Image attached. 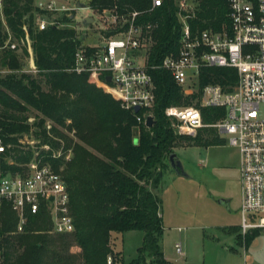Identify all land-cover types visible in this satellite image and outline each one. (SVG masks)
Returning <instances> with one entry per match:
<instances>
[{
    "label": "trees",
    "instance_id": "trees-1",
    "mask_svg": "<svg viewBox=\"0 0 264 264\" xmlns=\"http://www.w3.org/2000/svg\"><path fill=\"white\" fill-rule=\"evenodd\" d=\"M162 0L151 8L150 0H89L94 11L113 10L127 15L137 11L136 21L150 37L146 63L155 86L154 123L137 122L132 110L124 109L101 74H77L65 70L81 45L73 26V9L39 8L35 0H0V66L15 72L0 75V175L25 171L34 149L24 150L21 139L37 137L51 151L37 152L40 162H50L65 178L70 194L74 230L51 232L50 217L40 209L27 213L23 230L17 231V214L9 203L0 208V264H112L121 259L112 245L113 232H143L137 255L128 264H174L160 246L163 230L160 197L156 191L168 155L182 145L218 143L214 127L202 126L195 134L178 133L164 114L168 105L192 104L167 69L158 66L162 57L178 49L183 20L191 34L228 27L227 0ZM54 18L61 25L39 28L36 18ZM182 18V20H181ZM149 24L147 28L146 25ZM116 29L104 31L110 35ZM30 41L35 71H23V58ZM15 43L11 49L5 44ZM89 48V47H87ZM19 50V51H18ZM236 81L233 67H203L198 84L216 83L226 91ZM197 101V100H196ZM198 103V101L196 102ZM201 116L211 124L224 115L223 106H200ZM33 117V122L28 118ZM52 121L50 129L45 120ZM73 130L72 138L58 128ZM47 134H50L48 136ZM68 149L71 156L65 159ZM257 229L245 233L246 242Z\"/></svg>",
    "mask_w": 264,
    "mask_h": 264
},
{
    "label": "built area",
    "instance_id": "built-area-1",
    "mask_svg": "<svg viewBox=\"0 0 264 264\" xmlns=\"http://www.w3.org/2000/svg\"><path fill=\"white\" fill-rule=\"evenodd\" d=\"M83 1L86 4L89 0ZM227 1L228 27L191 34L183 20L177 51L164 55L158 66L169 71L184 95L196 93L193 99L198 100L200 106L225 108L224 115L211 124L204 123L197 105L171 104L164 108V114L177 132L182 129L191 134L202 126L215 127L237 148L241 232L245 234L251 229L264 228V118L258 115L259 105L264 101V0ZM161 2L150 0L151 8L160 6ZM178 4L182 6L184 2L180 0ZM37 6L56 10L51 2H38ZM95 12L105 22L100 29L103 32L116 29L115 32L106 35L104 42L97 46L87 48L81 43L73 63L65 70L101 74L124 109L134 113L141 111L135 119L145 125L155 105V86L148 68L156 67L146 63L145 51L150 39L146 36L147 30L136 21L137 11L127 15L108 9ZM36 22L39 28L61 25L54 18L40 16ZM25 41L29 47L26 36ZM5 45L15 48V43ZM211 66L235 68L236 81L230 90L216 83L199 86L201 69ZM33 71L35 66L31 63L27 72ZM135 106H138L136 111ZM46 127L50 128L51 123L47 122ZM5 148L0 138V151ZM4 202H8L17 214V231L23 230L27 213L40 209L50 217L51 232L64 234L75 228L67 182L50 162L43 163L35 158L29 161L25 171L0 175V208ZM107 257V263L112 264V257Z\"/></svg>",
    "mask_w": 264,
    "mask_h": 264
},
{
    "label": "rangeland",
    "instance_id": "rangeland-1",
    "mask_svg": "<svg viewBox=\"0 0 264 264\" xmlns=\"http://www.w3.org/2000/svg\"><path fill=\"white\" fill-rule=\"evenodd\" d=\"M38 2H51L58 12L73 9L72 25L85 47L104 42L106 35L100 26L105 22L98 18L99 14L90 7H75L76 3H85L83 0H35V4ZM84 16L92 20L84 24ZM29 60V56L23 58V71L28 70ZM12 71L0 66V75ZM13 72L17 73V70ZM191 101L190 105L200 106L198 100V103L195 99ZM258 115L264 118V101L259 105ZM30 118L28 121L33 122V117ZM47 122L52 125V121L45 120L48 130ZM58 128L76 139L73 130ZM214 129L218 143L207 146L187 144L175 148L184 173L174 172L168 160V165L162 168L156 191L162 213L163 230L159 240L163 255L174 264H264V228H258L257 234L249 242H246L245 234L241 232L238 150L229 143L224 132ZM179 131L190 134L186 130ZM196 132L197 129L191 134ZM39 141L32 135H25L21 139L20 146L24 150L29 147L35 150L30 160H35L37 152L45 149L51 151L52 156L62 155V146L52 150L47 143ZM70 156L71 149H68L64 158ZM27 167L28 163L25 170ZM142 237L143 232L138 229L115 232L111 241L121 257L119 264H128L137 255Z\"/></svg>",
    "mask_w": 264,
    "mask_h": 264
},
{
    "label": "water",
    "instance_id": "water-1",
    "mask_svg": "<svg viewBox=\"0 0 264 264\" xmlns=\"http://www.w3.org/2000/svg\"><path fill=\"white\" fill-rule=\"evenodd\" d=\"M75 7L79 8V7H88V6H86V4L83 3V2H79V3H76L75 4ZM91 20H92L91 17L85 16L82 19V23L87 24ZM109 79H110V76H107L106 77V80H109ZM134 110L135 111L138 110V106H135L134 107ZM153 123H154V118H152L151 115H147L146 121H145V125L148 127V126H151ZM168 161H169L172 169L174 170V172H176L178 174L184 173L183 166H182V162H181L180 158L177 157L176 152L169 153V155H168Z\"/></svg>",
    "mask_w": 264,
    "mask_h": 264
},
{
    "label": "crops",
    "instance_id": "crops-1",
    "mask_svg": "<svg viewBox=\"0 0 264 264\" xmlns=\"http://www.w3.org/2000/svg\"><path fill=\"white\" fill-rule=\"evenodd\" d=\"M27 51H28V54H29L28 56L30 57V60L28 62V68H29L31 66V63H33V57H31V48H30V45H29V47H27ZM114 234H115V231L113 232L112 237L114 236Z\"/></svg>",
    "mask_w": 264,
    "mask_h": 264
}]
</instances>
